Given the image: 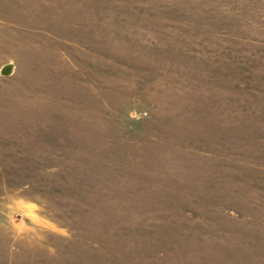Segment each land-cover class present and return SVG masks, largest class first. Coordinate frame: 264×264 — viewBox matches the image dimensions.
<instances>
[{"label":"rangeland","instance_id":"374dc122","mask_svg":"<svg viewBox=\"0 0 264 264\" xmlns=\"http://www.w3.org/2000/svg\"><path fill=\"white\" fill-rule=\"evenodd\" d=\"M0 264H264V0H0Z\"/></svg>","mask_w":264,"mask_h":264},{"label":"water","instance_id":"95a60500","mask_svg":"<svg viewBox=\"0 0 264 264\" xmlns=\"http://www.w3.org/2000/svg\"><path fill=\"white\" fill-rule=\"evenodd\" d=\"M3 75H10L12 73V66L8 65L3 69Z\"/></svg>","mask_w":264,"mask_h":264}]
</instances>
